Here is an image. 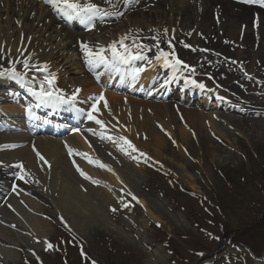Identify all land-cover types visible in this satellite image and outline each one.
Segmentation results:
<instances>
[{"label": "rangeland", "instance_id": "1", "mask_svg": "<svg viewBox=\"0 0 264 264\" xmlns=\"http://www.w3.org/2000/svg\"><path fill=\"white\" fill-rule=\"evenodd\" d=\"M153 1L163 3L162 0ZM126 19L120 17L114 23L115 29L125 27L122 36L117 38L127 40L131 47L140 48L142 54L151 51L147 59L153 58L159 48L173 54L188 66L191 73L203 75L213 88L228 98V102L217 107L212 105L203 111V115L214 116V128L204 121L198 128H192L180 110H174L173 119L169 120L165 105L160 103L164 111L156 121L150 109L142 108L150 103L140 97L117 94L119 103L116 104L123 106L120 109V105L115 107L122 112L120 119L123 123L119 121L122 124L128 122L135 130L131 136L135 148L132 147L131 153L136 157L135 165L141 168L140 172H135L130 167L132 162L127 165L125 160L116 161L118 168H128L135 176L132 190L125 187L121 178L115 180L110 172H100L116 189L111 190L119 205H110L112 207L98 219L85 218L74 231L71 230L85 244L87 250L82 257L75 239L57 224L56 210L47 204L42 207L49 224L45 249H30L20 244L14 260L0 264H27L31 260L36 264H68V259L72 264H252L263 260L264 65L252 57L249 62L232 65L225 76L221 72L216 76L202 67L204 62L201 61L206 59L198 55H206L207 50L198 42L190 45L188 34L192 29L188 25L177 19V26L168 25L177 33L173 35L175 32L170 30L168 36L164 33L163 23L159 25L161 33L157 34L152 31L154 27L145 30L142 23L128 24ZM158 39L163 44H156ZM53 47L56 48V44ZM56 50L62 55L61 50ZM83 56L71 51L62 55L73 68L68 78L84 79V71L91 65L86 63L84 66L87 58ZM172 59L170 55L169 60ZM11 62L12 59L6 62L0 71L13 68ZM17 67L25 70L22 62ZM75 68L80 69L81 74ZM66 84L68 82L61 84L60 91L69 94L71 89H65ZM126 98L129 103H125ZM148 102L158 103L153 97L148 98ZM145 116L150 120L147 125ZM108 120L117 129V118ZM147 127L157 133L155 138L147 133ZM156 140L161 142L159 147L155 145ZM80 181L89 183L82 178ZM54 194L57 193L54 191ZM139 201L147 207L149 215L144 213ZM74 215L79 221L80 215ZM48 244L53 247L48 248ZM155 248L161 251L162 258H151ZM61 249L66 263L59 255ZM248 250L263 252L255 260ZM202 255L204 257L199 259Z\"/></svg>", "mask_w": 264, "mask_h": 264}, {"label": "bare ground", "instance_id": "2", "mask_svg": "<svg viewBox=\"0 0 264 264\" xmlns=\"http://www.w3.org/2000/svg\"><path fill=\"white\" fill-rule=\"evenodd\" d=\"M162 1L161 5V1L159 4L151 0L134 1L138 2L140 9L124 7L123 13L127 18L126 21L133 25L142 23L145 30L154 27L152 31L157 34L161 33L159 25L163 23L164 30H168V33L164 31L167 35L171 33L170 30L175 32L173 35L177 33L175 29H172L177 26V19L179 23L188 25V28L192 29V32L188 34L190 45L193 46L195 42H198L203 49L207 50L206 55H198L202 56L203 60L206 59V61H201L204 62L202 67L204 66L203 68H207L216 76L218 72L225 76L232 65L249 62L252 57L259 59V62L264 65V6L254 9L251 6H239L231 0ZM93 2L109 15H103L106 18L105 23L94 24L86 34L80 36L74 33L78 30V26L72 24L66 26L58 20L56 9L51 4L42 6L34 0H0V68L4 67L10 59L14 67L25 60L28 61L29 68L47 65V72L37 71L36 67H33L35 70L28 68L29 70L25 73L21 71L19 73L32 83L39 84L44 81L43 73L54 74L56 79L53 89L60 88L64 82H68L64 88L71 89L68 93L73 94V91L76 92L79 89L77 93H82L76 94L75 101L71 103L74 108L71 109L83 115L88 111L91 101H94L96 95L102 90L104 97V100L96 103L98 111H92L96 120L102 121V125L97 124L96 120H87L79 132H72L70 136L62 137L56 142L42 137L32 138L27 133L21 132L24 130V125L19 117L23 107L5 93L8 87L16 84V78L20 76H0V262L14 260L15 250L19 249L20 244L30 249L32 247L39 250L45 248L49 236V224L45 219L43 206L50 204L53 207L52 210H56V214L61 215L67 228L74 231L85 218L98 219L106 213L107 208L109 210L112 207L110 205H119L117 197L111 190L114 187L100 172L104 170L110 172L115 180L121 178L129 191L132 190L134 182L136 183L135 176L128 168H118L116 161L125 160L127 165L132 162L131 169L140 172L141 168L134 163L136 157H132V147L125 143L126 140L133 146L134 137L131 136H134L135 130L128 122L122 124L120 119L122 112L115 108L116 105H120L119 109L123 107L122 104H116L119 103L118 96L106 93L104 89L109 86L116 89V87L129 86L134 83L132 90L136 91L138 88L147 90V86L155 78L157 72L155 66L149 69L140 68L138 75L136 69L131 73L134 77L132 82L125 78V74L123 75L125 71H121L120 76L115 77L111 70L99 68L95 78L101 86L97 88L94 87L96 84L93 83L92 78L86 75L89 71L84 73V79L68 78L73 68L70 67L67 58H62L67 51H71L72 54L73 52L78 53L79 46L84 53L82 45H87L92 51H98L101 48L109 49L110 45L122 40L117 37L122 36L125 27L115 29L114 23L118 20L109 19L111 15L123 11L121 0H113L110 4L107 0H93ZM170 20L175 22L172 23ZM258 34L261 35L260 38ZM53 44H56V48L62 51V55L56 52ZM156 44L161 45L163 41L158 39ZM134 54L137 53H123L129 59L125 61L126 66L136 56ZM159 64L157 69L162 76L158 77V83L154 88H161L168 83L165 78L167 74L165 77L163 75L166 73L165 69L160 72L165 68L163 67L165 66L164 60H159ZM74 70L81 74L80 69L75 68ZM174 70L175 81L171 82L178 84L179 87L177 92L169 91L167 94L165 107L169 114L168 119H173L171 117H173L174 110H180L182 117L190 123L192 128H196L201 121L214 128V116H206L202 113L207 109L206 102L210 98L222 95L210 85L203 75L193 79V82L200 84V87H192L182 83L186 81V77L191 75L178 65L172 67V71ZM177 76L179 80H176ZM165 90V87L161 88L156 92V96L159 93L163 95ZM122 92L125 91L122 90ZM197 92L204 102L197 101L195 98ZM131 93L133 92L128 94ZM146 93L152 96L153 90L146 91ZM162 95L160 96L163 97ZM143 97L145 102L151 105L142 106V108L150 109V113L154 114L153 119L158 121L161 111H164L162 110L164 106L159 102L156 104L148 102V98ZM153 98L157 100L155 96ZM126 99L125 103H129L128 98ZM105 101L107 107L104 106ZM217 103L220 102L216 101L210 105L217 106ZM187 107H192L193 110H185ZM155 109L158 112H155ZM110 118H117V129L109 123ZM138 118L134 121L135 124ZM144 118L145 125H147L150 120L148 116ZM148 127L147 133L155 138L157 133H153L154 129ZM160 143L159 140L155 141L158 147ZM40 156H43L44 160H41ZM101 164L105 167H101ZM20 165L23 167H19ZM78 168L80 171L77 170ZM115 170H118L117 173L114 172ZM81 171L88 178L81 175ZM18 173L19 177H23V179L19 178L20 186L11 187L8 177ZM80 176L89 183L85 184L84 181L82 183ZM87 186H90L88 190ZM139 203L144 207V213L149 215L144 203L142 201ZM74 214L80 215L79 221L75 219ZM161 254V251L155 248L151 258L160 259ZM254 264H264V260Z\"/></svg>", "mask_w": 264, "mask_h": 264}, {"label": "snow or ice", "instance_id": "3", "mask_svg": "<svg viewBox=\"0 0 264 264\" xmlns=\"http://www.w3.org/2000/svg\"><path fill=\"white\" fill-rule=\"evenodd\" d=\"M108 2H111V0H108ZM246 3H260L261 6H264V0H244ZM45 3L51 4L54 9H57L59 12H61L67 19L71 20L73 18H79L82 22L85 20H90L94 16L98 15H109L108 12L104 11L101 9V7L94 3L93 0H45ZM117 15H121V13H116ZM122 44V41H121ZM111 48L112 52V57L113 59H120L122 61H126L128 57L124 56L121 54L115 44L109 46ZM83 50L85 51L86 56L88 57V64H107L108 63V58L104 55L105 49L101 48L96 52H93L90 48H88L87 45H82ZM125 51L127 49L125 48ZM172 55L173 59L169 60V56ZM133 58H140L143 59V57H133ZM160 58H163L165 66H172L175 67L176 65H183L184 67H188L186 64H184L183 61L179 60L178 58H175L173 54H170L168 52L161 51L157 59L159 60ZM24 67L27 69L29 68V63L27 60L23 62ZM36 67L37 71H42V72H47L48 71V66L43 65L40 67ZM139 69L136 70V74L138 75ZM4 75H11V76H20L21 79L23 78L20 73L16 72L15 67L11 69H6L5 71L0 72V76ZM56 77L54 74H49L44 77V81L40 85V90L39 92L34 93L39 99L41 103H47V104H67L75 101L76 95L74 94L73 96L69 98H65V96L61 93L59 89H53L54 81ZM47 84L48 87L45 89L44 84ZM201 87H203L201 85ZM77 92L80 90L77 89ZM97 101L104 100L103 95L99 96L96 98ZM104 106L107 107V102L105 101ZM92 108L94 111H98L96 104L92 105ZM88 119L89 120H96L95 116L93 115L92 112L88 113ZM97 124L102 125V121L96 120ZM110 138V137H109ZM121 139H124L121 137ZM125 143L128 144L129 147H133L130 142L125 140ZM71 153V150H70ZM39 155V154H38ZM41 160H44L43 156H40ZM91 162V161H90ZM101 167H105V165H100ZM19 167H23L20 165ZM80 171V169H77ZM81 175L85 176V178H88L86 174L81 171ZM23 179V177H20ZM53 246L51 244H48V248H52Z\"/></svg>", "mask_w": 264, "mask_h": 264}]
</instances>
